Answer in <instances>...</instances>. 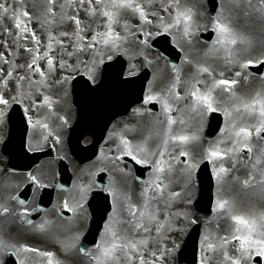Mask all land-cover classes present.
<instances>
[{
  "label": "snow or ice",
  "instance_id": "6c2138e0",
  "mask_svg": "<svg viewBox=\"0 0 264 264\" xmlns=\"http://www.w3.org/2000/svg\"><path fill=\"white\" fill-rule=\"evenodd\" d=\"M261 3L264 4V0ZM28 4L29 0H0V28L3 29L0 35L6 37L0 41L5 49V52H0V77H4L3 90L0 91V124L13 105H22L27 101L28 106L23 109V114L27 117L28 125H38L44 129L40 139L35 141V147L30 142V151L42 150L43 145L54 135L48 123L37 119L34 124L30 113L41 107L51 111L53 104L59 103L58 100H52L49 95L51 90L59 88L66 94L67 86L78 77H86V83L95 90L96 86L103 83L104 73L112 67L111 62L129 52V38L134 28L138 30L137 36L142 37L139 43L145 49H150L151 39L171 34L173 30L181 32L186 43L192 45L201 27L194 19L192 9L182 7L180 0H39V3L33 2L32 12L28 10ZM81 12L84 13V19L80 17ZM130 18L138 19L139 24H130ZM5 19L13 27L4 24ZM209 22L214 38L206 55L212 54L224 60L233 73L232 78H224L223 71L219 73L220 78H216L208 67H199L198 74L207 73L212 77L211 84L196 78L194 82L189 81L185 94L181 95L180 70L173 64L175 77L170 86L166 90L156 91L154 82H150L147 94L141 98V107L134 109V114L139 116L145 113L153 115L152 108L144 106H160V111L154 113V123L166 127L162 136L156 137V147H147L151 136L141 142L120 136L119 143L115 144L116 155L102 153L93 168L81 170L74 203L70 205L67 200L63 202L61 207L68 212H83L97 178L103 179V174H107L109 184L106 191L111 197L110 211L106 213L102 228L98 231V239L93 241L92 248L84 247L86 233L79 229L78 224L77 230L66 236V239L71 240L72 250L88 257L87 264H173L181 245L170 234L185 231L173 226V217H182L190 224H196V220L187 211L171 212L174 198L180 196L179 192L171 191V185L178 173L185 178L187 187L193 173L202 163L213 165L212 176L217 183V198L212 212L230 220L232 224L227 234H218L214 240L208 234L201 236L198 264H254L256 257L264 258V212L259 215L239 214L234 204L220 195L223 174L228 172L223 164L225 158L232 159L234 164L244 153L250 158L254 133L264 140V93L258 92L248 99L236 91L241 77L247 83L252 75L248 71L250 67H264V58L248 59L243 52L236 51L235 46L244 40L221 21L220 13L209 18ZM34 23L39 25L40 36L32 27ZM203 27L207 30V23ZM117 28H121L122 32L117 31ZM7 38L11 39L15 51H9ZM21 50L28 54L26 63L20 64L8 58L12 56L19 59ZM138 55H143L147 66H152L153 61L144 53ZM185 63L190 61L185 60ZM135 69L136 65L132 64L129 77L138 74ZM21 71L22 74L15 75ZM36 76L39 79H34ZM260 79L264 81V74ZM10 82L14 84L13 87H9ZM200 84L204 85L203 90L197 87ZM37 97H42L40 103H37ZM183 101L190 102L183 109L173 107V102L179 104ZM174 111L194 114L201 127L205 117L222 115L223 126L219 128V136L214 143L208 144L201 159L193 158L187 149L189 142L199 141L201 137L198 133L174 132L173 125L186 124L182 115L174 118ZM161 115L164 120L159 119ZM58 119L61 125L67 124L66 117L59 116ZM54 142L60 143L59 134L55 135ZM108 151L112 152L113 149L109 148ZM182 157L187 158V164L177 169L176 165L184 164ZM125 158H130L135 165L150 169L147 179L136 177L142 187L135 199L131 186L127 184V177L133 173L121 166ZM217 162L219 167L216 166ZM255 163H264V158H258ZM117 175L125 178L123 184L117 181ZM260 176L262 179L259 183L264 186V171L260 172ZM27 179L30 184L41 189L48 187L31 172ZM243 184L248 187L250 180L245 179ZM19 202L21 205L27 203L25 200ZM184 203L190 205L192 201L188 198ZM7 211L5 208V214ZM29 214L26 211L20 213L22 217ZM46 223L37 225L38 230L43 231ZM65 231L71 232V229ZM57 242L63 249V243ZM0 252L14 255L18 264H43L42 261H30L29 253L47 258V264H60V261L53 259L55 254L52 251H40L26 244L16 246L0 241ZM0 264H3L2 259Z\"/></svg>",
  "mask_w": 264,
  "mask_h": 264
},
{
  "label": "rangeland",
  "instance_id": "374dc122",
  "mask_svg": "<svg viewBox=\"0 0 264 264\" xmlns=\"http://www.w3.org/2000/svg\"><path fill=\"white\" fill-rule=\"evenodd\" d=\"M182 3H184V4H188L189 5V2L188 1H183ZM239 5H240V3H239ZM227 6H231V8H233V9H235L236 10V12H237V15L234 17V15H232L233 17H231V21H230V23H232V25H233V29H234V32H240L241 33V35H243L245 38H247L248 39V31H249V40H251V42L252 41H256V40H258V41H262V39H261V34H260V30L259 29H261L262 28V25L264 26V24H260L259 22H257V21H255V20H253L252 18H249V17H246L245 18V20H244V13H242V11H241V6H238V7H235V6H233V5H227ZM164 15H167V14H164ZM80 17L82 18V19H84L85 17H84V13L83 12H81L80 13ZM221 21H224L225 19H227L226 18V14H222V16H221ZM248 24L251 26L250 28H249V26H248ZM228 26L230 27V25H229V23H228ZM32 27L37 31V34H40L41 35V33H40V31H39V33H38V28H39V25H37V24H33L32 25ZM70 28V27H69ZM250 29V30H249ZM69 30V29H68ZM70 31V30H69ZM117 31H121L122 32V30L120 29V28H117ZM262 33L264 34V29H263V31H262ZM8 42H9V45H12V43H11V39L10 40H8ZM12 46H14V45H12ZM142 46H144V45H140L139 46V48H141ZM21 52L23 53V50H21ZM140 53H143V51L141 50V52ZM262 53V51H261V49L259 48V47H257L256 45H251V46H247L245 49H244V55L245 56H250V57H253V56H257V55H259V54H261ZM139 54V53H138ZM138 54H136L135 56H133V58H135V62L136 63H139V59L141 58V56L142 55H138ZM10 57V56H9ZM155 59V58H154ZM153 59V60H154ZM29 60V58H28V56H26L24 53H23V56H20V58L19 59H16L15 60V62H17V63H20V64H24V63H26L27 61ZM190 62H193V63H195V68H198V65H200L201 66V62L202 63H207L206 62V57L204 58V56H203V60L202 61H199L198 59H192V61H190ZM220 62L222 63L223 62V60L221 59L220 60ZM214 63V62H213ZM41 64H43V62H41ZM216 64L214 63V65H211V66H207L210 70H212L213 71V69L215 70V76H217V75H219V72H218V70L217 69H215V66ZM6 67V66H5ZM186 68H189V66L188 65H186L185 66ZM226 72H228V73H230V74H233L231 71H229V68L228 69H226L225 70ZM20 74H22V71L21 72H18V73H16L15 75H20ZM169 75V74H168ZM180 75H181V81H182V83H181V85H180V88H179V91H180V94L181 95H184V89H186L187 88V78H188V76L187 75H183V71H182V68H180ZM206 75H207V73H206ZM165 76V75H164ZM173 76H175V74L173 75ZM208 76V75H207ZM173 78V77H172ZM34 79H39V77L38 76H36V77H34ZM161 86L160 87H157L155 90L156 91H159L160 89H161V87L163 86V85H165L164 84V79L163 80H161L160 82H158ZM3 86H4V77H0V91H2L3 90ZM14 86V84L12 83V82H10L9 83V87H13ZM154 86H157V83L156 84H154ZM254 86H256V87H254L253 88V86L250 88V89H247V90H243V92H242V94H243V96L245 97V98H248V99H250V98H252L253 96H251L250 95V91H251V89L253 88V90H258L259 92H261V93H264V83L263 84H257V85H254ZM69 87V86H68ZM25 89H27V85H25ZM70 91V90H69ZM240 94V93H239ZM49 95L51 96V98H52V100L53 101H59V103H61V102H68V98L66 97V95H65V93H64V91L63 90H61V89H59V88H53L52 90H51V92L49 93ZM7 98V97H6ZM42 100V97H37V103H40V101ZM58 103V104H59ZM57 103H54L53 104V107H52V112H58L59 110L55 107V105H56ZM175 105H177V106H179V107H182V103H179V104H176V103H174ZM69 105H70V98H69ZM22 106L25 108V107H27L28 106V103H27V101L24 103V104H22ZM51 111H49V109L47 108V107H41V108H39L38 110H35V111H33V112H31L30 113V115H32V117H33V122L35 123V121L37 120V119H39V120H41V119H43L44 118V116L45 115H47V113L48 112H51ZM175 114L177 115V116H185L184 115V113H181V112H179V111H175ZM34 133H39L36 129L33 131ZM5 133V127H4V125H2V124H0V136L2 135V134H4ZM126 135H129V138L130 139H132L134 142H138V141H136L137 139H138V137L139 136H137V135H134V133H131V132H129V131H126ZM129 138H126V139H129ZM39 139V135L38 134H36L35 135V141L36 140H38ZM0 140H2V138L0 137ZM191 154H192V156L193 155H195L196 154V151L195 150H192L191 152H190ZM80 177V176H79ZM78 177V178H79ZM78 178H77V180H78ZM167 182V181H166ZM178 182L179 183H181L182 182V177H180V176H178ZM79 182L78 181H76V183H75V186L78 184ZM176 188H178V186L176 187H174V188H172V190H174V189H176ZM231 188H232V186H231ZM132 190V189H131ZM136 191H137V189H136ZM136 191H133L132 190V192H136ZM75 192H76V188H75ZM138 192V191H137ZM223 192V193H222ZM233 193H237V190H230L229 192H225V191H223V189L221 190V192H220V195L223 197V198H225V199H228L230 202H232L233 204H234V206H235V208H236V210H237V212L239 213V214H244V215H247V214H249L250 213V211H249V208H248V206L246 205V203H245V201L246 200H244V199H246L247 198V196L248 195H246V196H243V197H241V196H238L237 198H235V199H232V196L230 195V194H233ZM133 194V193H132ZM133 197H134V195H133ZM215 197L217 198V188H216V193H215ZM190 199H191V197H190ZM187 199H186V197L181 201L182 203L181 204H184V205H186L185 203H184V201H186ZM174 203H179V202H175V201H173ZM0 205H2L1 204V201H0ZM0 208H4V206H0ZM174 207L172 206V208H171V212H173V213H177L178 211H176V210H174L173 209ZM186 208H188V206L186 205ZM2 209H0V212H1V210ZM179 213H181V212H179ZM190 214V216H191V218L193 219V214H191V213H189ZM231 224H232V222L230 221V220H227V219H225V218H223V217H221L219 214H217V213H214L213 214V216H212V218L203 226V228H202V235H205V234H208V235H210V237H212L213 238V240H214V238L216 237V235H225V234H227V232H229L230 231V226H231ZM189 225H191L190 223H188L187 221H185L182 217L181 218H176L175 216L173 217V226L174 227H176V228H183V229H185V231L183 232V233H171L170 235H172L173 236V238H175L176 240H177V242L179 243L180 241H181V238H182V235H185V233H187V226H189ZM217 225H219V227H217ZM169 246H171V245H169ZM209 255L211 256V255H213L212 253H209ZM173 264H176V262L174 261L173 262Z\"/></svg>",
  "mask_w": 264,
  "mask_h": 264
},
{
  "label": "bare ground",
  "instance_id": "6f19581e",
  "mask_svg": "<svg viewBox=\"0 0 264 264\" xmlns=\"http://www.w3.org/2000/svg\"><path fill=\"white\" fill-rule=\"evenodd\" d=\"M33 2H35V3H39V0H29V4H28V9H29V11L30 12H32V11H34V9H33V7H32V4H33ZM6 22V19L4 20V23ZM128 22L130 23V24H132V25H134L135 24V22H133L132 20H131V18L128 20ZM237 50V49H236ZM9 51H15V47H11L10 49H9ZM141 52V50L140 49H138V48H136V49H133V48H129V52L127 53L128 55H130V57L131 58H133V56H135L136 54H138V53H140ZM7 55V54H6ZM20 56H22V53H21V51H20ZM10 60H16L17 58H15V57H12V56H10V57H8ZM133 64V63H132ZM158 74H159V71H158ZM43 167L44 168H48V165H43ZM51 172V171H50Z\"/></svg>",
  "mask_w": 264,
  "mask_h": 264
}]
</instances>
